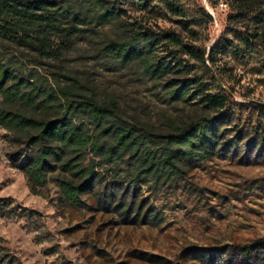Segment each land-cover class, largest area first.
Returning a JSON list of instances; mask_svg holds the SVG:
<instances>
[{
  "label": "rangeland",
  "instance_id": "374dc122",
  "mask_svg": "<svg viewBox=\"0 0 264 264\" xmlns=\"http://www.w3.org/2000/svg\"><path fill=\"white\" fill-rule=\"evenodd\" d=\"M103 1L117 11L109 24L98 23L95 0H47L71 33H52L47 54L0 37V61L60 102L75 104L85 97L115 105L118 114L106 125L149 134L145 145L155 150L176 126L212 115L195 85L190 98L172 100L168 82L199 76L208 93L216 87L181 47L157 45L148 61L166 69L151 77L139 60L124 63L106 46L134 33L172 30L184 44L209 51L225 36L232 47L211 69L218 85L234 91L231 121L222 125L215 154L160 179L142 176L133 183L135 170L126 157L106 161L88 149L83 166L91 168L95 181L79 206L69 205L58 186L79 180L59 169L33 194L13 162L31 146L21 134L0 127V256L10 257L11 264H264V110L256 105L264 104V26L255 22L257 16L264 19V0H170L182 16L160 0L145 8L127 0ZM80 122L97 133L85 113ZM97 140L110 143L106 136ZM71 157L65 151L60 162ZM139 203L148 221L140 215L132 223ZM151 214L158 224L149 222Z\"/></svg>",
  "mask_w": 264,
  "mask_h": 264
},
{
  "label": "trees",
  "instance_id": "16d2710c",
  "mask_svg": "<svg viewBox=\"0 0 264 264\" xmlns=\"http://www.w3.org/2000/svg\"><path fill=\"white\" fill-rule=\"evenodd\" d=\"M95 1L100 11L97 15L98 23L109 24L116 19L117 11L114 7H110L103 0ZM127 1L145 8L151 0ZM160 1L169 11L183 15L170 0ZM240 2L246 4L250 3V0ZM204 15L212 21L211 15L205 11ZM62 18L63 15L51 13L47 0H0V37L19 45L35 46L40 53L47 54L52 33H71L70 29L62 28ZM255 22L264 26L263 18L257 16ZM237 39L244 45L248 44L244 35L239 34ZM159 44L181 47L187 55L199 61L217 91L208 93V83L201 81L199 76H193L187 83L168 82V96L172 100L190 98L191 86L195 85L196 93L201 94L200 101L210 109L212 115L201 116L176 126L172 132L161 136V143L155 150L145 145L150 141L149 134L138 133L134 127L106 125L110 118L118 114L115 105L103 106L85 97L75 104L68 100L60 102L52 92L45 90L42 84H34L28 78H20L13 69L0 61V127L8 132L21 134L31 146L30 152L17 155L13 162L27 178L33 194L37 193L38 188L45 186L48 175L59 169L79 180L75 183L58 182L62 198L71 206H79L81 197L95 181L91 168L83 166L88 149L106 161L126 157L132 162L135 170L133 183H137L142 176L160 179L164 173L171 175L185 171L187 162L204 160L218 151L217 148L223 139L219 138L222 135V125L232 118L230 106L233 104L234 91L230 87L224 90L218 85L211 67L214 66L218 55L225 56L228 53L232 42L221 36L207 51L184 44L175 31L147 30L144 33H134L126 42L111 41L106 49L124 63L139 60L143 70L154 77L160 76L166 69L164 66L150 63L147 58ZM256 105L264 110V105ZM83 113L97 131L96 134L92 135L90 129L80 122ZM104 136L110 141L108 145L97 140L98 137ZM65 151L72 157L60 162ZM131 208L129 205L125 215ZM142 208L143 203H139L132 223L140 215L142 221H148L147 209L141 214ZM149 222L158 224V216L151 214ZM147 261L153 262L152 259ZM0 262L11 264V259L3 254L0 256Z\"/></svg>",
  "mask_w": 264,
  "mask_h": 264
},
{
  "label": "water",
  "instance_id": "95a60500",
  "mask_svg": "<svg viewBox=\"0 0 264 264\" xmlns=\"http://www.w3.org/2000/svg\"><path fill=\"white\" fill-rule=\"evenodd\" d=\"M219 85L221 86V88H223L224 90H227V89H225L223 86H222V84L221 83H219ZM264 105V104H263Z\"/></svg>",
  "mask_w": 264,
  "mask_h": 264
}]
</instances>
